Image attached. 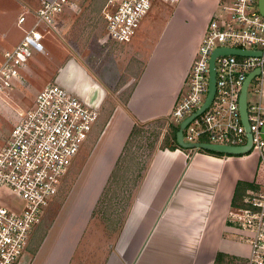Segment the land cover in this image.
Returning a JSON list of instances; mask_svg holds the SVG:
<instances>
[{
	"label": "built area",
	"instance_id": "1",
	"mask_svg": "<svg viewBox=\"0 0 264 264\" xmlns=\"http://www.w3.org/2000/svg\"><path fill=\"white\" fill-rule=\"evenodd\" d=\"M182 1L102 0L100 14L105 38L120 45L134 44L144 18L157 3L178 6ZM79 9L80 0H43L20 41L3 51V107L10 105L17 84L25 86L29 58L47 54L42 42L45 36L59 32L62 15ZM24 21L21 15L18 23ZM219 48L245 54L220 53L214 57L213 96L183 128V141L193 145L183 149L189 158L206 151L194 146L200 143L241 147L250 134L249 151L230 155L255 154L257 175L253 186L245 190L242 205L230 209L228 222L250 246L244 263L264 264V14L260 0L216 1L168 116L179 126L203 107L209 89L210 59ZM256 70L246 87L247 131L239 108L240 95L247 77ZM250 90L256 98H248ZM17 112L0 144V264H19L28 253L32 232L55 201L73 162L93 134L101 109L88 104L55 77L37 90L28 107Z\"/></svg>",
	"mask_w": 264,
	"mask_h": 264
},
{
	"label": "crops",
	"instance_id": "2",
	"mask_svg": "<svg viewBox=\"0 0 264 264\" xmlns=\"http://www.w3.org/2000/svg\"><path fill=\"white\" fill-rule=\"evenodd\" d=\"M42 1L0 0V25L7 14L16 13V20L4 27L6 30H1L0 40L8 37L12 27H20L26 21L25 14L34 13ZM216 1L183 0L178 5L173 19H184V23L192 27L181 55L172 58L167 64L169 67L160 60L149 59L137 76L128 78L134 80V86L126 103L116 104L103 126L81 169L70 209L77 211L78 198L75 197L81 187L85 188L83 194L92 199L90 209L94 206L137 121L147 122L169 115ZM21 15L25 21L19 24ZM72 62L74 67L59 78L61 84L77 91L78 88L68 82L81 66L82 71L102 87L104 96L107 95L109 81L104 73L95 76V72L84 65ZM256 167L255 154L219 156L201 152L188 158L184 149L153 151L104 264H215L218 253L222 254V260L231 257L245 262L250 246L228 222V214L238 182L253 183ZM68 215L60 216L44 244L41 242L35 254L28 251L19 264H66L60 241L55 248L49 245L56 237L58 222L66 221Z\"/></svg>",
	"mask_w": 264,
	"mask_h": 264
},
{
	"label": "rangeland",
	"instance_id": "3",
	"mask_svg": "<svg viewBox=\"0 0 264 264\" xmlns=\"http://www.w3.org/2000/svg\"><path fill=\"white\" fill-rule=\"evenodd\" d=\"M101 2L102 0H80V9L77 12L60 17L59 32L47 35L42 40L47 54H34L29 58L25 86L19 84L15 86L9 106L3 107L0 103L1 144L17 118V111L28 107L37 90L48 82H52L69 59L84 65L92 73L95 72V76L101 72L104 73L106 80L109 81L108 93L101 103L102 110L96 128L73 162L55 201L32 232L29 252L31 247H35L31 240L34 243L36 235L38 236L42 231L47 233L56 218L114 107L116 104L126 103L134 86V80L128 78L137 76L142 65H146L149 59L160 60L169 67L167 64L171 59L181 55L183 45L191 34L192 27L186 25L184 19H173L177 14L178 6H164L162 3H157L144 18L146 27L138 32L134 44H129L130 47L120 45L105 38L100 14ZM25 15L26 21L20 27H12L8 37L4 41L0 40V63L3 51L14 47L23 36L24 30L34 22L33 13ZM183 15L192 18L189 14ZM3 19L4 23L0 25V32L2 29L6 30L4 27H8L16 20V13L13 11ZM66 80L69 81V77ZM261 86L264 88V81ZM248 98H256L251 90L248 92ZM172 124L169 116L147 122L137 121L135 133L131 135L116 164L112 166L94 206L86 215V221L74 237L75 241L72 238L65 240L63 231L55 229L56 237L49 246L55 248L60 241L63 246L61 247L62 255H64L62 259L66 264L105 263L151 153L161 148L168 149L170 145L167 138ZM67 221L68 219L62 221L64 228ZM215 264L245 263L242 260L227 257Z\"/></svg>",
	"mask_w": 264,
	"mask_h": 264
},
{
	"label": "water",
	"instance_id": "4",
	"mask_svg": "<svg viewBox=\"0 0 264 264\" xmlns=\"http://www.w3.org/2000/svg\"><path fill=\"white\" fill-rule=\"evenodd\" d=\"M260 9L262 11V13L264 14V0H260ZM220 53H239V54H245V52L242 51H237V50H232V49H225V48H219L216 49L210 59V78H209V89H208V95H207V99L205 104L203 105V107L199 110H197L193 115H191L190 117L186 118L184 121H182L179 126H178V130L176 133V140L177 143L179 144V146L183 147V148H188L193 146L192 144H188L186 142L183 141L182 139V131L183 128L187 125V123L190 121V119L195 115L198 114L202 111V109L204 107H206L208 105V103L210 102L212 96H213V92H214V70H213V59L217 54ZM248 53V52H247ZM257 54H259V52H257ZM73 59H69L66 64L64 65V67L61 69V71L65 68V66L72 61ZM61 71H59L58 75H56V80L60 82V73ZM258 70H256L255 72L251 73L243 86V89L241 91V95H240V104H239V108H240V112H241V117H242V122L246 127V130L248 131V127H247V120H246V103H245V96H246V87L250 81V79L252 78V76L257 73ZM64 85V84H63ZM66 86V85H65ZM81 97H83L85 99V101L92 105V106H100L103 99H104V91L102 89V87L95 83L92 82L91 85H89V87L86 89L85 93H83L81 90L77 89L76 91ZM251 136L249 133H247V143L244 146L241 147H224V146H219V145H213V144H209V143H200V144H196L194 146L200 147L202 149L208 150V151H213V152H218V153H226V154H244L247 153L250 149L251 146V142H250ZM82 174H80L76 180V182L74 183V185L72 186L69 194L67 195L62 207L60 208L56 218L54 219V221L52 222L50 228L48 229L42 244H44L48 234L50 233V231L53 229V227L56 225L57 220L59 219V217L61 216V218L63 216H66L70 213V215H68V217H66V219H68L67 224L65 226V228L63 227V224L60 222L58 224V226L56 227L57 230H62L63 231V236L65 237V239H69L72 238V231L75 230V234L74 237L76 236V234L78 233L81 225V221L84 219V217L90 212V205L92 202V199H90L89 195H84V188H79L78 189V195L75 198H78V203H76L75 205L78 207L77 211H74L72 206L73 202H70V200H72L73 196V192L76 190L77 187V183L78 180L80 178ZM74 200V199H73ZM70 209V211H68L67 213H65L66 209ZM75 208V207H74ZM65 219V220H66ZM86 221V220H85ZM71 239V240H72Z\"/></svg>",
	"mask_w": 264,
	"mask_h": 264
},
{
	"label": "trees",
	"instance_id": "5",
	"mask_svg": "<svg viewBox=\"0 0 264 264\" xmlns=\"http://www.w3.org/2000/svg\"><path fill=\"white\" fill-rule=\"evenodd\" d=\"M136 124L137 123H135L133 125L132 129L130 130V132L128 134V137H127V139L125 141V145L123 147V150H124L126 144L128 143L131 135H133V133H135V130L137 129V125ZM177 130H178V126H176L174 124H172L170 126V133H169V136L167 138V141H170V145L168 147L169 150H174L176 148L183 149V147L179 146V144L177 143V140H176ZM161 149H163V148H161ZM205 152H208V153L214 154V155H219V156L220 155H223L222 153L213 152V151H207L206 150ZM252 186H253V184H251V183L238 182V184H237V186L235 188V191H234L233 199H232V206L233 207H235V206H241L242 205V200H243L244 195H245V190L247 188L252 187ZM38 230L41 231L42 229L41 228H38ZM45 235H46V233L42 231L38 236L36 235L34 237V239H35L34 243L31 240L32 244L35 246L34 248L31 247V249H30V251H31L32 254H35L36 253V251L39 248V246H40L42 240L44 239ZM37 239H39L38 242H37ZM28 249H29V247H28ZM221 258H222V254L218 253L217 256H216V259H215V263H220L222 261Z\"/></svg>",
	"mask_w": 264,
	"mask_h": 264
},
{
	"label": "bare ground",
	"instance_id": "6",
	"mask_svg": "<svg viewBox=\"0 0 264 264\" xmlns=\"http://www.w3.org/2000/svg\"><path fill=\"white\" fill-rule=\"evenodd\" d=\"M72 67H74L73 62L70 61L61 71L59 77H63L68 70L72 69ZM80 67L79 66L77 67L78 73L74 74L72 80L68 83L73 85V87L78 88L83 93H85L86 89L89 87V85L92 84L93 81L88 77V75L85 72L82 71Z\"/></svg>",
	"mask_w": 264,
	"mask_h": 264
}]
</instances>
